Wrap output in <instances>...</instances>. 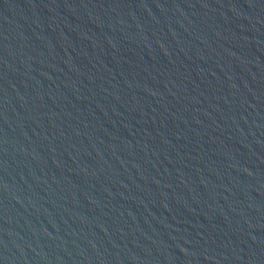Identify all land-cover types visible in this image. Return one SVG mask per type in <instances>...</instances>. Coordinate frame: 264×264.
<instances>
[{
  "label": "water",
  "instance_id": "water-1",
  "mask_svg": "<svg viewBox=\"0 0 264 264\" xmlns=\"http://www.w3.org/2000/svg\"><path fill=\"white\" fill-rule=\"evenodd\" d=\"M0 264H264V0H0Z\"/></svg>",
  "mask_w": 264,
  "mask_h": 264
}]
</instances>
